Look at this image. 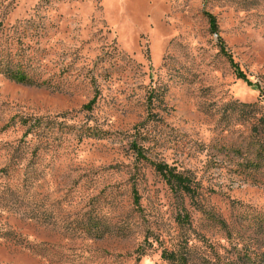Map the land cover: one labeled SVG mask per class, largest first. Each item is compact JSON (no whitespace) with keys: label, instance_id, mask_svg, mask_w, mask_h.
I'll list each match as a JSON object with an SVG mask.
<instances>
[{"label":"rangeland","instance_id":"rangeland-1","mask_svg":"<svg viewBox=\"0 0 264 264\" xmlns=\"http://www.w3.org/2000/svg\"><path fill=\"white\" fill-rule=\"evenodd\" d=\"M0 264H264V0H0Z\"/></svg>","mask_w":264,"mask_h":264},{"label":"trees","instance_id":"trees-1","mask_svg":"<svg viewBox=\"0 0 264 264\" xmlns=\"http://www.w3.org/2000/svg\"><path fill=\"white\" fill-rule=\"evenodd\" d=\"M210 27L214 31V20L211 19L210 21ZM223 54L228 57L233 69L234 73L237 79L246 81L244 74L237 68L236 64H234L231 60V58L222 50ZM133 149L135 150V155L137 158L142 159V160H147L145 159L144 155L140 151L138 147L133 145ZM151 166L154 168L156 173H158L165 183L173 190L175 191H181L183 193H189L191 192L190 186H189V179L187 177L182 176L181 174L175 172L173 167L168 166L167 164L164 163H150Z\"/></svg>","mask_w":264,"mask_h":264}]
</instances>
